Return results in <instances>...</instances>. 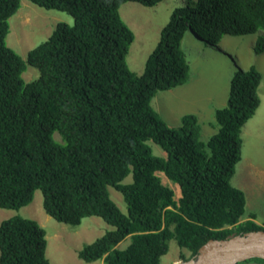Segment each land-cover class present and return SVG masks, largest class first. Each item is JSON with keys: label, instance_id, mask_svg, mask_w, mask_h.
<instances>
[{"label": "trees", "instance_id": "1", "mask_svg": "<svg viewBox=\"0 0 264 264\" xmlns=\"http://www.w3.org/2000/svg\"><path fill=\"white\" fill-rule=\"evenodd\" d=\"M28 1L67 12L75 22L57 23L25 59L9 41L23 0H0V208L27 206L40 190L46 213L61 223L101 217L114 229L78 252L88 263L162 264L173 239L191 252L181 254L187 260L211 239L264 230L256 214L244 217L246 194L232 183L243 127L262 102L261 71L254 65L235 71L208 141L197 114L171 127L152 104L159 91L189 81L183 40L191 27L211 42L264 30V0H189L175 7L142 74L127 62L135 34L120 8L163 0ZM263 51L264 36L257 47ZM29 66L37 78L26 79ZM151 141L166 155H156ZM160 172L180 185L178 200ZM110 187L123 195L128 213ZM47 246V230L36 219L15 215L0 223V264H52ZM247 262L264 260L239 264Z\"/></svg>", "mask_w": 264, "mask_h": 264}, {"label": "rangeland", "instance_id": "2", "mask_svg": "<svg viewBox=\"0 0 264 264\" xmlns=\"http://www.w3.org/2000/svg\"><path fill=\"white\" fill-rule=\"evenodd\" d=\"M186 1L163 0L156 6H146L138 2H126L121 5V17L135 34L134 43L127 55L131 70L138 74L143 73L149 55L159 44L162 31L171 19L172 10L177 5L186 4ZM39 8L47 15L59 17L62 20L57 21L54 18L50 19L44 13L39 14ZM60 21L70 25L75 22L74 17L67 12L47 10L23 0V7L10 22L12 27L10 45L18 49L17 51L26 59L29 49L47 40L54 25ZM198 38L201 40H197ZM205 38L198 34L197 30L185 36L183 47L188 54L191 79L185 85L159 91L153 99V105L171 127L182 125L184 115L197 114L201 123L202 139L208 141L218 131V127L215 126L217 125L215 112L216 109L228 104L231 81L236 69L238 67L248 69L255 65L262 72L263 80L260 85L262 102L255 116L243 129L242 160L237 164L236 173L232 178L233 185L242 189L246 194L247 204L244 217L254 213L257 215L256 221L262 223L264 220V52L258 55L251 46L252 35L225 36L221 41L224 44L221 50L217 47L219 43H213ZM196 56L198 58L195 59ZM255 57L257 60L254 62ZM29 70L30 73L26 75V79H31L34 75L38 77V69L29 66ZM57 138L60 139L58 135ZM150 144L156 155H165V151L158 144L152 141ZM249 164L253 166L252 170ZM249 170L252 174L250 177L247 175ZM158 174L162 177L164 184L174 189L175 200H178L181 195L178 184L169 180L163 173ZM132 180L131 174L125 182H132ZM109 190L111 198L119 208L128 213L123 195L113 187ZM15 215L36 219L46 228L47 256L52 264H104L102 260L88 263L80 259L78 255L85 244L93 242L106 231L114 229L101 217H86L79 226L61 223L46 213L43 206V193L40 190L36 191L33 202L27 206L20 209L0 208V223L3 219ZM75 230L80 233L73 239H69L68 235L56 238L58 232L67 234V231ZM130 241L131 238L127 237L118 247L125 248ZM183 253L186 257L191 254L188 249L181 248L173 239L170 242L169 252L161 258V262L162 264H175L180 260H185L181 257ZM245 264L264 263L247 262Z\"/></svg>", "mask_w": 264, "mask_h": 264}, {"label": "water", "instance_id": "3", "mask_svg": "<svg viewBox=\"0 0 264 264\" xmlns=\"http://www.w3.org/2000/svg\"><path fill=\"white\" fill-rule=\"evenodd\" d=\"M260 258L264 260V230L232 235L226 239H211L190 259L180 264H239Z\"/></svg>", "mask_w": 264, "mask_h": 264}, {"label": "clouds", "instance_id": "4", "mask_svg": "<svg viewBox=\"0 0 264 264\" xmlns=\"http://www.w3.org/2000/svg\"><path fill=\"white\" fill-rule=\"evenodd\" d=\"M27 1H28V0H27ZM188 1H189V0H187V1H186V4H184V5H177V6H175V7H178V6H185V5H187ZM195 1H196V0H195ZM175 7H174V8H175ZM44 9H46V8H44ZM47 10H49V9H47ZM18 12H19V11H18ZM18 12H17V13H18ZM38 12H39V14H43V13H44V15H47L45 12H42V10H41L40 8H39ZM15 15H16V14H15ZM47 16H49V15H47ZM49 18H50V19H51V18H54V19L58 20L57 17H51V16H49ZM56 24H57V23H56ZM56 24L54 25V27H53L52 30H54ZM190 29H191L190 33H193V32L196 30V29H193L192 27H191ZM263 32H264V30L261 29V30H258V31L255 32V33L247 34V35H253V36H256V37H257V40H256L257 42H256V44L253 45V48L255 49L256 52H257V47H258V41H259V38H261V37L264 36V33H263ZM198 34H199V32H198ZM256 34H257V35H256ZM201 35H202V34H201ZM228 35H231V34H227V35H225V36H228ZM245 35H246V34H245ZM245 35H242V36H245ZM225 36H224V37H225ZM234 36H239V35H234ZM224 37H223V38H224ZM198 39H201V38H198ZM205 39H206V38H205ZM206 40H207V39H206ZM208 41H210V40L208 39ZM221 41H222V39H221L219 42H213V43H219V46H220V42H221ZM152 52H153V51H152ZM263 52H264V51H263ZM186 54H187V52H186ZM257 54H258V52H257ZM258 55H261V54H258ZM149 56H150V55H149ZM187 58H188V55H187ZM188 61H189V59H188ZM254 66H255V65H254ZM250 67H251V66H250ZM237 69H242V68L238 67ZM237 69H236V70H237ZM243 70H247V69H243ZM143 72H144V71H143ZM190 79H191V77H190ZM190 79H189V80H190ZM169 90H170V89H169ZM156 96H157V95H156ZM156 96H155V97H156ZM155 97H154V98H155ZM154 98H153V99H154ZM152 104H153V100H152ZM153 106H154V105H153ZM201 134H202V133H201ZM165 155H166V152H165ZM160 173H162V172H160ZM163 174H164V173H163ZM159 175H160V174H159ZM164 175H165V174H164ZM165 176H166V175H165ZM166 177H167V176H166ZM167 178H168V177H167ZM168 179H169V178H168ZM162 180H163V179H162ZM169 180H170V179H169ZM176 184H178V183H176ZM178 186H179V188H180V185H179V184H178ZM170 187H171V186H170ZM172 189H173V188H172ZM173 190H174V189H173ZM180 191H181V188H180ZM180 197H181V195H180ZM49 216H50V215H49ZM6 219H8V218H6ZM3 220H4V219H3ZM3 220H2V221H3ZM2 221H1V222H2ZM38 222H39V221H38ZM128 237H130V236H128ZM120 243H121V242H120ZM120 243H119V244H120ZM80 259H81V258H80ZM82 260H83V259H82ZM98 261H99V260H98ZM102 261H103V260H102ZM95 262H96V261H95ZM103 262H104V261H103ZM91 263H92V262H91Z\"/></svg>", "mask_w": 264, "mask_h": 264}, {"label": "crops", "instance_id": "5", "mask_svg": "<svg viewBox=\"0 0 264 264\" xmlns=\"http://www.w3.org/2000/svg\"><path fill=\"white\" fill-rule=\"evenodd\" d=\"M253 36V35H252ZM197 40H201V39H197ZM256 40H257V37L256 36H253V40H252V43H251V46L253 47V45L256 43ZM223 46H224V44H223V42H220V46H217L220 50L223 48ZM187 52V51H186ZM188 55V54H187ZM196 58H198V56H196L195 57V59ZM194 59V60H195ZM257 60V57H255V60H254V62ZM262 73V72H261ZM263 75V74H262ZM263 80V79H262ZM259 94H260V96H261V89L259 88ZM261 100H262V98H261ZM199 117V116H198ZM199 121H200V119H199ZM249 122V121H248ZM247 122V123H248ZM246 123V124H247ZM245 124V125H246ZM245 125H244V127H245ZM244 127H243V129H244ZM242 135H243V132H242ZM243 141H244V138H243ZM243 144H244V142H243ZM248 166H251V164H249ZM253 169V166H251V170ZM247 175L250 177V176H252V174H251V171L249 170L248 172H247ZM245 177H246V174H245ZM71 232V233H70ZM80 233V231H77V230H75V231H67V234H64L63 232H58L57 234H56V238L57 237H60V238H63V236L64 235H68L69 236V239H73V237L74 236H76V235H78ZM49 253V252H48Z\"/></svg>", "mask_w": 264, "mask_h": 264}, {"label": "bare ground", "instance_id": "6", "mask_svg": "<svg viewBox=\"0 0 264 264\" xmlns=\"http://www.w3.org/2000/svg\"><path fill=\"white\" fill-rule=\"evenodd\" d=\"M262 54V53H261ZM175 264H180V262H177V263H175Z\"/></svg>", "mask_w": 264, "mask_h": 264}]
</instances>
